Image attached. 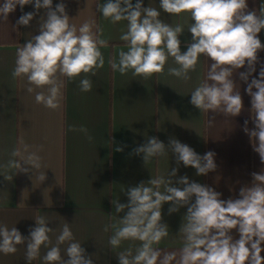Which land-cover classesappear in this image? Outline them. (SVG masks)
<instances>
[{
  "label": "crops",
  "instance_id": "1",
  "mask_svg": "<svg viewBox=\"0 0 264 264\" xmlns=\"http://www.w3.org/2000/svg\"><path fill=\"white\" fill-rule=\"evenodd\" d=\"M3 2L0 0V4ZM61 2L66 5L70 23L77 28L85 21L94 20L103 29L101 38L108 41L106 47L100 48L105 64L96 70L95 76L85 77L82 73L73 81L60 77L63 82L60 107L46 108L35 101V95L40 91L47 94V87L34 88L28 93L30 85L26 77H12L16 50L32 35L39 34V21L45 10L36 12L33 2L25 5L22 12L17 5L7 21L0 19V225L9 229L16 227L28 237L30 229L36 226L35 218L43 216L47 226L53 229L49 233L50 248L56 244L63 224L68 223L75 241L81 243L93 264H119L117 254L129 247L134 251L140 242L123 241L119 248L113 249L108 242L112 230L105 232L104 228L126 214L127 210L116 214L112 200L127 204L128 188L146 183L151 177L167 176L178 167L177 175L172 177L174 184L186 175L190 182L207 185L221 193V199H235L239 198L241 187L252 182L251 173L264 169L249 135L243 131L246 120L249 129L255 127L250 111L251 97L246 88L264 69V50L258 52L255 71L247 82L240 78V73L249 71L247 63L233 72L232 79L243 100L241 114L227 117L223 113H203L190 103L191 92L205 80L212 63L210 59L201 54L196 70L189 72L187 81L168 74L170 67L178 66L172 57L168 58L162 73L148 78L133 76L131 71L121 75L112 70L108 61L114 56L118 59L120 50L127 51L126 42L119 38L127 31V21L113 24L103 18L96 6L107 0H53V9ZM136 2L132 0L133 5ZM247 3L249 11L258 13L264 0H247ZM142 4L157 8L163 22L184 28L178 38L181 52L187 51L192 42L188 26L194 23L190 14L166 13L159 8L160 0H142ZM27 12H36L30 24L17 25L19 17ZM258 38L264 44V29ZM83 78L92 80L91 91H80L79 82ZM212 117L215 118L209 124ZM82 125L87 128L91 141L83 132L69 131V126L79 129ZM148 137H156L165 145L170 138H176L201 156L213 151L217 168L207 175H197L191 166L185 167L182 162L178 166L171 152L153 158L146 165L142 154L136 155L133 150L145 144ZM21 141L30 146V151H37L41 157L40 169L25 173L5 167L9 159H20L10 154L17 147L22 149ZM117 147L123 151H115ZM42 173L46 178L41 182ZM3 175L13 178L8 181ZM170 207V203L163 204L161 221L168 225L169 235L154 247L162 254H179L183 246V234L179 230L187 206L169 214ZM230 234L234 240L239 239L236 229ZM60 247L62 256L67 258L64 254L67 242ZM48 248L42 246L40 257L31 264H44L42 258ZM25 253L26 243L18 245L14 254L0 253V264H27ZM261 256L264 257V252Z\"/></svg>",
  "mask_w": 264,
  "mask_h": 264
},
{
  "label": "clouds",
  "instance_id": "2",
  "mask_svg": "<svg viewBox=\"0 0 264 264\" xmlns=\"http://www.w3.org/2000/svg\"><path fill=\"white\" fill-rule=\"evenodd\" d=\"M33 2L36 12L44 9L45 14L39 21V34L32 35L17 48L12 77H26L30 85L28 93L34 88L47 87V94L37 92L35 101L55 110L60 107L62 97L60 77L73 81L82 73L85 77L87 74L95 76L96 70L104 67L100 48L106 47L108 41L101 38L103 29L94 20L85 21L79 28L70 23L63 2L53 9V0H4L0 4V19L7 21L17 5L23 12L24 6ZM96 7L103 18L113 24L127 21V31L119 37L126 42L127 51L120 50L118 59L114 56L108 61L113 71L121 75L131 71L133 76L148 78L162 73L168 58L172 57L178 66L170 67L168 74L187 81L189 72L196 70L203 54L212 63L205 80L191 92L190 103L203 113L211 111L227 117L241 114L243 100L232 76L246 63L249 71L240 73L242 80L247 82L255 71L257 54L264 50V44L258 38V33L264 29V3L257 13L248 10L247 0H160L159 8L164 12L173 15L187 12L194 21L188 26L192 42L185 52H181L178 38L184 28L163 22L159 18L160 11L151 6L143 7L142 0H137L135 5L132 0H107ZM36 12L23 13L16 24L28 26ZM92 87L89 78L79 82L81 92H89ZM246 92L251 97L250 111L255 127L249 129L246 120L243 131L249 135L253 150L264 164V69L258 79L253 78L248 83ZM214 118L209 119V124ZM77 130L92 140L83 125L79 129L69 126V131ZM21 144L22 149L17 147L10 154L20 159H9L5 167L25 173L40 169L41 157L37 151H30V146L22 141ZM115 151L123 149L117 147ZM133 151L136 155L142 154L146 165L153 158L171 152L178 166L181 162L185 167L191 166L197 175H207L217 168L213 151L201 156L176 138H170L165 145L156 137H148L145 144ZM177 171L178 167L173 168L167 176L151 177L146 183L128 188L127 204L112 200L116 214L127 211L115 223L105 225V232L112 230L109 245L116 249L123 241L140 242L134 251L129 247L117 254L119 264H172L173 261L175 264H264L261 256L264 252L261 247L264 244V169L251 173L252 182L241 187L239 198L227 200L221 199L222 194L212 187L190 182L186 175L174 184L172 177ZM3 176L8 181L13 178L12 175ZM45 178L43 173L39 176L41 182ZM165 203L171 204L169 214L187 206L179 230V234H183L179 254H162L154 247L169 235L168 225L161 222ZM35 221L36 226L30 229L28 237L16 227L9 229L0 225V253L14 254L18 245L26 243L27 264L40 257L41 247L48 248L51 243L49 233L53 229L47 226L43 216L36 217ZM233 229L238 231L239 239H233L230 234ZM66 242L64 254L67 258H64L60 245ZM42 259L44 264H93L81 243L75 241L68 223L63 224L56 244L48 248Z\"/></svg>",
  "mask_w": 264,
  "mask_h": 264
}]
</instances>
